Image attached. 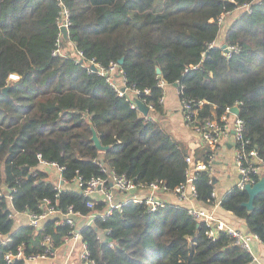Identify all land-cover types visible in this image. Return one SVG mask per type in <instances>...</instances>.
I'll return each instance as SVG.
<instances>
[{
    "label": "trees",
    "instance_id": "16d2710c",
    "mask_svg": "<svg viewBox=\"0 0 264 264\" xmlns=\"http://www.w3.org/2000/svg\"><path fill=\"white\" fill-rule=\"evenodd\" d=\"M246 3L250 10L229 16L221 34V13ZM64 8L71 22L69 40L63 38L65 51L54 54ZM68 43L77 55L67 51ZM225 43L237 44L239 52L226 57L221 48ZM93 61L105 67L118 62L127 87L139 90L153 105L155 119L140 116L126 96L92 69ZM11 74L19 78L11 80ZM162 82L177 83L179 99L204 101L197 122L219 118L238 104L244 136L264 157V0H0V190H12L14 209H36L42 198L50 197L62 209L72 205L82 214L91 211L79 191L66 186L58 190L40 169L34 175L38 153L63 166L68 182L77 175L87 180L102 174L95 161L100 156L138 182L161 181L170 190L184 183L187 157L207 163L211 150L203 144L192 151L158 119L165 113ZM5 87L7 92L2 91ZM91 123L102 144L110 146L107 151L94 145ZM208 173L195 171L194 200L201 207H208L215 189ZM248 200V192L235 185L222 197L221 208L231 211L246 229L233 225L264 241V191L255 197L252 209L244 205ZM9 206L2 194L0 234L11 240L0 244V264H27L24 259L9 263L5 254L21 245L26 255L41 253L45 235L57 248L70 234L68 224L57 226L53 220L44 230L29 224L14 228ZM96 223L97 228H81L96 264L252 260L226 233L208 238L204 224L192 219L185 204L149 211L131 202ZM104 229L113 246L98 238Z\"/></svg>",
    "mask_w": 264,
    "mask_h": 264
},
{
    "label": "built area",
    "instance_id": "2783aa9c",
    "mask_svg": "<svg viewBox=\"0 0 264 264\" xmlns=\"http://www.w3.org/2000/svg\"><path fill=\"white\" fill-rule=\"evenodd\" d=\"M230 1L235 2V0ZM243 10H250V4L246 3L240 5L234 10H224L218 17L219 24L222 26L229 16ZM70 23L69 12L64 8L58 18L60 33L56 42V48L53 51L54 54H62L61 43L64 37L61 32V27L66 26L69 30ZM214 43H216V40ZM222 52L226 57H231L239 52V46L237 44H227L225 48H222ZM92 65H95L97 71L107 78L120 96H126L130 101V105L139 111L140 116H144L148 120L153 121V105L140 97L139 90L133 87H127L123 69L118 62H111L108 67H105L93 61ZM18 78L19 75L17 74L10 75L11 80H16ZM161 85L165 87L166 84L162 82ZM179 92L180 90L178 89V96L180 94ZM144 93L149 94L150 90L145 89ZM136 98H139L148 106L149 113L147 115L138 108L135 100ZM164 100L165 91L161 97V101L164 102ZM179 101L186 125L191 126L195 132L200 135L203 143L208 145L211 150L207 163L202 160L196 162L190 155L187 157V179L184 183L170 190L167 185L161 181L154 180L147 183L138 182L136 178L115 171L105 162L104 158L100 156L95 158V161L99 165L102 174L92 176L87 180L81 175H77L72 182H68L64 180L62 176L63 166L55 161L45 159L41 153H38V165L35 168L34 175L39 172V169L44 172L50 169L55 170L60 174L55 182L51 180L56 188L59 190L66 186L79 191L87 197V206L91 211L88 214H82L79 211H75L72 205L62 209L58 206V203L54 202L50 197H44L39 201L36 209L24 211L29 218L28 224L39 230L45 229V223L48 220H53L57 226L68 224L71 227V231L70 234L65 237V242L70 239L82 238L83 250L80 253L81 261L83 264H96L95 260L91 258L88 245L81 234L82 227L79 228L77 226V217H86L87 222L85 225L96 227V220L98 218L105 220L115 212L122 211L123 208L131 202L144 204L149 211H157L160 208H167L173 204H191L190 202L197 197L195 171L200 169L208 170L210 181H214L212 174L213 165L222 147L223 138L228 134L233 132L236 144L235 160L241 175V178L237 182V187L239 189H246L248 183L254 184L264 175V157H262L257 148L249 146L250 141L244 136V121L239 117V114L232 111L233 106L227 107L219 118L197 122L198 107L202 106L204 101L196 102L188 98L179 99ZM48 179L50 180V178ZM166 193L174 194L177 198V202L167 200L164 196ZM2 194H5L6 199L10 202L9 216L15 217L16 213L19 211H16L13 207L12 190L10 188H2L0 190V196ZM221 201L222 198L213 191L212 199L208 207H201L195 204L187 205L188 214L194 221L204 224L205 234L208 238L214 240L223 232L231 236L238 246L250 252L252 260L246 264H264L253 252V241L261 240L260 236L257 233L245 231L227 222V220L218 213V210L221 208ZM100 203H102V207L97 208V204ZM104 232H106L105 229L99 233L98 238L109 241L108 238L105 237ZM0 239V244H6L11 240V237L9 235L0 234ZM42 244L46 246L44 252L26 255L25 246L21 245L16 251H8L5 254V259L9 263L18 259H24L25 262L34 264L55 253L56 248L54 247L53 239L50 235L44 236ZM109 244L113 246V242L109 241Z\"/></svg>",
    "mask_w": 264,
    "mask_h": 264
},
{
    "label": "crops",
    "instance_id": "0c3cea01",
    "mask_svg": "<svg viewBox=\"0 0 264 264\" xmlns=\"http://www.w3.org/2000/svg\"><path fill=\"white\" fill-rule=\"evenodd\" d=\"M229 19L227 24L229 23ZM165 113L162 116H159L160 121L164 125H167L175 134L176 137L183 140L188 144L192 151L197 147L203 145L199 134L195 132L196 135H191L188 132L189 128L183 119L182 110L180 107V101L178 96L177 86L174 85H165ZM153 114H155L153 112ZM152 114V115H153ZM155 119V117H154ZM235 139L233 132L228 134L223 138L222 147L220 148L219 154L213 165V177H214V191L217 195L222 198L233 188L238 180L241 178L240 172L236 165L235 160ZM49 174L50 180L55 182V179L59 177L60 174L53 169L46 170ZM165 198L169 201L177 202V198L174 194H164ZM195 205H202L199 201L193 200L190 202ZM186 203L185 205H191ZM203 206V205H202ZM218 213L222 215L227 222L237 223L244 229L246 227L237 219L231 211L220 208ZM15 226L14 228L19 227L22 224H28L29 218L26 212H17L15 215ZM87 222V218L84 216L77 217V226L79 228L83 227ZM79 249V250H78ZM83 250V241L81 239H70L67 242L63 243L61 246L55 249V253L51 256H48L44 260L38 261L37 264H83L80 259V253ZM78 251V252H77ZM253 252L257 255L261 261L264 262V242L261 240L253 241ZM28 264V263H27ZM31 264V263H30Z\"/></svg>",
    "mask_w": 264,
    "mask_h": 264
},
{
    "label": "water",
    "instance_id": "95a60500",
    "mask_svg": "<svg viewBox=\"0 0 264 264\" xmlns=\"http://www.w3.org/2000/svg\"><path fill=\"white\" fill-rule=\"evenodd\" d=\"M61 31H62V34H63V37L66 41L69 40V30L66 26H62L61 27ZM226 43L225 44H222V48H225L226 47ZM124 62V59L121 58L119 60V63L122 64ZM92 68L94 70H97V67L95 65H92ZM157 72L160 73L161 72V69L160 68H157ZM177 86V83L175 84ZM9 90V87H5L3 88V92H7ZM136 102H137V105H138V108L145 114L147 115L149 113V108L148 106L142 101L140 100L139 98H136L135 99ZM232 111L236 114H239L240 113V108L238 105H235L232 107ZM91 128H92V140L94 141V145L96 146V148L100 151H107L110 146H105L102 144L100 138H99V135L97 133V130L96 128L93 126V124L91 123ZM248 194H249V200L247 202L244 203V205L248 208V209H252L254 207V199L255 197L264 191V175L254 184H251V183H248L246 185V189H245ZM1 241V239H0Z\"/></svg>",
    "mask_w": 264,
    "mask_h": 264
},
{
    "label": "rangeland",
    "instance_id": "374dc122",
    "mask_svg": "<svg viewBox=\"0 0 264 264\" xmlns=\"http://www.w3.org/2000/svg\"><path fill=\"white\" fill-rule=\"evenodd\" d=\"M238 13V12H237ZM236 14V13H235ZM229 18V17H228ZM227 18V19H228ZM227 24V20L224 22V24L222 25V28H221V34H223V32H224V27H225V25ZM221 36V35H220ZM66 47H67V51H69L72 55H77L76 54V50H75V48H74V46L71 44V43H68L67 45H66ZM62 50V52H64L65 50L62 48L61 49ZM153 116L155 117V114H153ZM164 125V124H163ZM164 127L167 129V130H169L174 136H176V134L167 126V125H164ZM189 128H186V129H188V132L191 134V135H196L195 134V130L191 127V126H188ZM57 179V178H56ZM55 179V180H56ZM79 250V249H78ZM78 252V251H77Z\"/></svg>",
    "mask_w": 264,
    "mask_h": 264
},
{
    "label": "bare ground",
    "instance_id": "6f19581e",
    "mask_svg": "<svg viewBox=\"0 0 264 264\" xmlns=\"http://www.w3.org/2000/svg\"><path fill=\"white\" fill-rule=\"evenodd\" d=\"M62 32V31H61ZM186 124V123H185ZM200 136V135H199ZM201 138V137H200ZM202 140V139H201ZM203 142V141H202ZM194 160V159H193ZM199 161V160H198ZM197 162V161H196ZM204 170V169H203ZM236 186H237V184H236Z\"/></svg>",
    "mask_w": 264,
    "mask_h": 264
}]
</instances>
